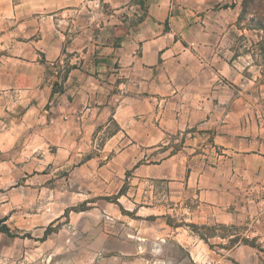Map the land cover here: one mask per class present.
Returning <instances> with one entry per match:
<instances>
[{
    "label": "rangeland",
    "instance_id": "374dc122",
    "mask_svg": "<svg viewBox=\"0 0 264 264\" xmlns=\"http://www.w3.org/2000/svg\"><path fill=\"white\" fill-rule=\"evenodd\" d=\"M147 7L0 0V264H264V0L227 79L124 55Z\"/></svg>",
    "mask_w": 264,
    "mask_h": 264
},
{
    "label": "crops",
    "instance_id": "0c3cea01",
    "mask_svg": "<svg viewBox=\"0 0 264 264\" xmlns=\"http://www.w3.org/2000/svg\"><path fill=\"white\" fill-rule=\"evenodd\" d=\"M246 1L248 0H147V14L150 15V21L165 20L168 28L164 34L147 38L120 34L121 50L124 55L129 53L133 56L135 53L134 45H136L143 55L150 50L151 53L160 54V57L166 54L174 60L176 58L186 59L184 67L191 74L211 72L226 79L233 78L235 74L241 76L237 70L239 67L237 59L241 58V54L236 50L235 34L238 32L241 36V43L246 48L244 55L247 57L248 41L250 44L253 43V35L249 37L248 33L253 34L254 31L253 25L248 23L249 19L242 18V14L247 13L246 6L243 7V3L245 5ZM147 14L141 16V23L139 24H147ZM260 29L264 31V27ZM44 40L45 38L38 39L33 41V44L43 51L46 61L56 59L60 55L62 41L59 40L55 44L57 53L50 57L51 50ZM178 43L182 47L180 50L177 49ZM42 45L46 49H42ZM56 45L59 47L56 48ZM23 57H25L23 60L25 64L41 65V71L44 72L45 65L37 60L35 54L25 53ZM166 61L168 62L169 59ZM25 74H31V72L25 71ZM39 74L40 67L35 74L37 82L33 85H25V91L29 92L31 91L30 87L37 86L36 83L40 82ZM235 80L237 78L233 81ZM218 85L220 86L219 83ZM231 88L229 90L233 92ZM40 90L41 96H44L46 94L45 89H40L38 86V92ZM220 91L219 88L217 92Z\"/></svg>",
    "mask_w": 264,
    "mask_h": 264
},
{
    "label": "trees",
    "instance_id": "16d2710c",
    "mask_svg": "<svg viewBox=\"0 0 264 264\" xmlns=\"http://www.w3.org/2000/svg\"><path fill=\"white\" fill-rule=\"evenodd\" d=\"M251 1H253V0H248V1H246V2H251ZM246 2H245V5H244V3H243V7L246 6ZM139 5L141 6V8H143V11H145V9H144V7H143V3L140 2ZM258 26H259V28H263V27H264V24H263V23H259ZM261 52H262V54H263V56H264V48H263V47H261ZM53 86H54V84H52V87H53ZM52 91L54 92V89H53ZM4 229L7 230V228H5V226H0V230H4Z\"/></svg>",
    "mask_w": 264,
    "mask_h": 264
}]
</instances>
